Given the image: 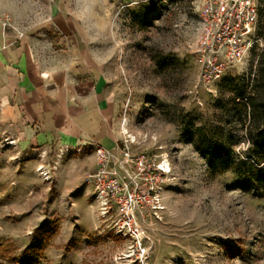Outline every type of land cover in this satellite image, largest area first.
<instances>
[{
    "label": "rangeland",
    "instance_id": "374dc122",
    "mask_svg": "<svg viewBox=\"0 0 264 264\" xmlns=\"http://www.w3.org/2000/svg\"><path fill=\"white\" fill-rule=\"evenodd\" d=\"M256 1L259 43L208 84L195 54L204 0H0V23L42 40L58 39L56 16H75L94 72L87 83L116 103L121 142L133 141V154L165 155L172 169L163 220L140 217L138 238L124 239L115 214L103 218L96 205L93 220L85 210L94 147L60 137L9 145L0 130V264H264V0Z\"/></svg>",
    "mask_w": 264,
    "mask_h": 264
},
{
    "label": "crops",
    "instance_id": "0c3cea01",
    "mask_svg": "<svg viewBox=\"0 0 264 264\" xmlns=\"http://www.w3.org/2000/svg\"><path fill=\"white\" fill-rule=\"evenodd\" d=\"M52 26L58 39L42 40L0 23L2 134L25 147L49 145L60 137L117 154L122 144L118 107L98 84L87 83L94 72L75 16H56ZM96 167L95 161L85 176ZM80 193L87 216L95 220L92 188L82 185Z\"/></svg>",
    "mask_w": 264,
    "mask_h": 264
},
{
    "label": "built area",
    "instance_id": "2783aa9c",
    "mask_svg": "<svg viewBox=\"0 0 264 264\" xmlns=\"http://www.w3.org/2000/svg\"><path fill=\"white\" fill-rule=\"evenodd\" d=\"M199 12L195 54L203 81L212 84L244 62L259 43V9L256 0H204ZM133 143L125 140L117 154L88 143L79 145L94 147L98 162L97 169L85 176L84 186L92 188L91 198L101 217L115 214V235L124 239L138 238L140 217L163 220L165 189L172 180L165 155L133 154ZM37 171L45 181H52L50 169L40 167Z\"/></svg>",
    "mask_w": 264,
    "mask_h": 264
}]
</instances>
